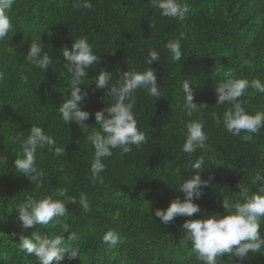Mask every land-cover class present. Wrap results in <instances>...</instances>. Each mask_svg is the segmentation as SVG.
<instances>
[{"label": "trees", "instance_id": "trees-1", "mask_svg": "<svg viewBox=\"0 0 264 264\" xmlns=\"http://www.w3.org/2000/svg\"><path fill=\"white\" fill-rule=\"evenodd\" d=\"M92 7H74L77 0H14L8 15L12 28L0 41V264H39L34 254L19 247V236L59 234L67 247L78 256L62 264H203L192 244L186 240L182 225L186 219H202L209 214H227L221 207L224 199L236 202L238 184L256 192L260 182L256 173L264 169V128L257 133L241 132L233 136L217 123L228 104L217 105L214 89L229 79H259L264 83V24L255 16L262 10L261 0H181L187 12L183 20L164 17L150 0H90ZM251 14L253 16H251ZM183 34L181 50L184 60L173 61L165 47ZM41 37L44 50L53 64L41 71L29 63V45ZM87 37L93 52L100 57L88 70L89 77L101 70L112 72L114 84L120 73L143 71L148 52L156 50L159 61L155 71L161 98L156 100L145 89L133 93L137 127L146 135L139 148L129 153L112 150L104 158L106 165L91 178L94 148L86 136L96 127L94 113L114 101L107 89H96L86 80L88 92L81 104L90 118L81 130L74 123L65 124L58 112L70 92V74L64 68L61 50L71 48L73 40ZM184 80L193 88L196 104H206L192 117L185 115ZM249 114L264 113V93L249 87L239 98ZM191 119L204 124L208 150L185 153L186 125ZM32 126L43 128L56 146L65 147L63 156L47 147L37 149L36 166L43 171L37 187L14 167L21 154V143ZM245 135L250 139L244 140ZM203 156L200 176L209 180L202 196L194 203L200 212L193 217L177 216L164 225L154 216L156 209H166L176 197L184 180L196 174L191 164ZM211 178V179H210ZM66 189V196L60 190ZM87 197V212L79 203ZM52 196L67 205L65 217L58 223L35 225L22 231L16 209L28 198ZM75 197L70 204L67 197ZM68 225V232L63 225ZM264 236V219L261 221ZM116 230L120 241L110 248L102 241L108 230ZM15 233L16 235H12ZM69 233L78 239L68 241ZM217 264H264V249L240 260L226 254Z\"/></svg>", "mask_w": 264, "mask_h": 264}, {"label": "clouds", "instance_id": "clouds-1", "mask_svg": "<svg viewBox=\"0 0 264 264\" xmlns=\"http://www.w3.org/2000/svg\"><path fill=\"white\" fill-rule=\"evenodd\" d=\"M262 10L255 16L257 25L264 24V0ZM14 0H0V41L8 36L12 28L8 10ZM154 8L160 10L164 17H171L183 20L187 12L186 4L181 0H150ZM74 7L91 8L90 0H77ZM183 34L176 39L170 40L165 47L173 61H181L185 58L181 50V40ZM41 37L34 38L29 45L25 58L29 63L41 71H46L53 64L52 57L44 50ZM65 61L64 68L70 74L68 98L63 101L58 112L63 122L67 125L74 123L81 130L89 128L85 124L90 118L87 111L81 110L82 102L87 98L88 92L81 88L85 81L88 85L94 83L96 89H107V95L113 98L110 106L94 113L96 127L92 128L90 134L86 136L87 142L94 148V157L90 166L91 178L101 180L100 173L104 171L106 165L103 160L112 156V150L119 148L122 154L129 153L136 146L139 148L146 142V135L137 127L134 106L135 99L133 93L137 89H145L149 95L156 100L161 98L159 85L155 71L150 65L154 61H159L160 54L156 50L148 52L146 63L148 68L143 71H126L120 73L119 79L112 81V72L101 70L98 75L89 77V69L92 65L98 64L100 57L94 54L92 45L87 37H79L73 40L71 48L65 47L61 50ZM264 55V54H263ZM251 87L257 92L264 93V83L259 79L251 82L247 79H229L220 82L214 89L216 93L217 105L228 104L230 107L223 113L222 119L217 118V123H222L227 132L231 135H240L241 132L249 134L257 133L264 128V113L256 112L249 114L242 106L239 98L246 94V90ZM184 93L185 115L192 117L200 108L206 104H196L193 102V88L189 80H184L181 87ZM204 124L199 119H191L186 125L185 141L182 151L194 153L197 149L207 151V136L203 131ZM250 135H245L244 140L250 139ZM47 147L54 155L63 156L65 147L56 146V141L45 134L43 128L32 126L26 139L21 143V154L14 160L15 169L23 177H29L36 183L37 187L42 184L44 173L36 166L37 149ZM204 157L197 158L191 169L196 170V174L190 179L184 180L176 191L183 194L182 198L176 196L166 209H156L154 216L164 224H170L175 217H193L200 212L199 205L194 203L202 196V189L208 187L209 180H202L200 176L201 165ZM7 162V157L0 156V165ZM211 179V178H210ZM256 182H260L256 192L250 190L242 184H238L239 191L236 195V202L233 203L224 199L221 207L227 214H209L202 219H186L182 225L186 232V240L192 244L193 251L198 254V258L203 264H217L218 258L230 254L232 257L244 260L250 253H259L264 249V236L261 235V221L264 219V169L259 170L255 175ZM67 190H60V196H66ZM67 201L75 204L76 198L68 196ZM79 203L85 212L89 205L87 197L80 196ZM66 203L60 199H53L52 196H45L40 199L28 198L26 202L20 204L16 209L17 221L22 231H27L35 225H48L58 223L61 217H65L67 212ZM64 231L68 232V225H63ZM12 235H16L13 233ZM78 237L75 233H69L68 241H76ZM102 241L110 248H114L120 241L119 233L116 230H108L102 237ZM64 236L55 234H33L30 237L20 235L19 247L27 254H34L39 260V264H62L65 259L71 260L78 256V250L65 246Z\"/></svg>", "mask_w": 264, "mask_h": 264}]
</instances>
